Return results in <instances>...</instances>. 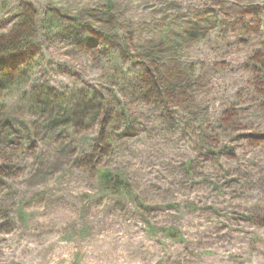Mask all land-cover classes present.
Instances as JSON below:
<instances>
[{"label":"rangeland","instance_id":"obj_1","mask_svg":"<svg viewBox=\"0 0 264 264\" xmlns=\"http://www.w3.org/2000/svg\"><path fill=\"white\" fill-rule=\"evenodd\" d=\"M24 12L0 264H264V0H0V39Z\"/></svg>","mask_w":264,"mask_h":264},{"label":"trees","instance_id":"obj_2","mask_svg":"<svg viewBox=\"0 0 264 264\" xmlns=\"http://www.w3.org/2000/svg\"><path fill=\"white\" fill-rule=\"evenodd\" d=\"M23 21L20 23V26L13 30V33L3 39H0V56H6L8 54H22L24 51L29 49V38H34L35 32L32 26V16L29 12L23 13ZM104 43L106 47H113L117 50L121 49L122 58H131L128 51H125L124 45L118 42L115 36L108 37L104 39ZM157 91L155 92V96H157ZM159 96V95H158ZM106 185H110L111 183H115L114 186L118 187L122 185L121 181L115 180L113 176H105L104 178Z\"/></svg>","mask_w":264,"mask_h":264}]
</instances>
